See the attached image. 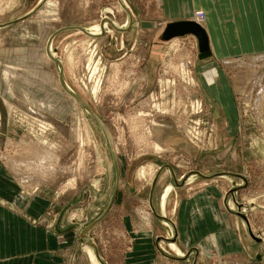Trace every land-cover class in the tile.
Returning <instances> with one entry per match:
<instances>
[{"label":"rangeland","instance_id":"rangeland-1","mask_svg":"<svg viewBox=\"0 0 264 264\" xmlns=\"http://www.w3.org/2000/svg\"><path fill=\"white\" fill-rule=\"evenodd\" d=\"M41 1L17 0L15 5L7 8L10 1L0 0V25L9 24L0 29V167L4 170V177L17 187L18 194L24 198L26 204L33 203L38 196L50 202V207L43 214V221H46L51 230L56 228L62 214L59 228H64L67 224L70 227L69 234L73 235L72 240L68 241L67 264H95L86 253L83 242H80V235L84 234L86 227H90L87 234L90 242L106 264H127V251L133 248L135 242L129 237V241H126L123 219L129 218L131 221L134 216L133 222L136 223L138 217L135 210L141 206L139 200L146 199L148 190L152 188V184L146 182V179L137 176L139 167L145 165H152L155 168L171 166L178 176L177 179L196 172L202 175H215L214 179H218L223 173L234 174L230 177L244 185L237 190L241 191L236 195L241 207L243 205L248 207L250 200L260 205L254 212L247 208V216L255 236L264 240V103L259 104L261 107L257 104V96L264 89V55L263 61L261 60L254 68L255 78L252 79L250 76V80L248 77L245 78L248 83L245 80L247 86H244L242 94L237 91L240 90L239 80L233 78L236 74L232 76L233 73L230 75L228 71L223 70L232 93L231 123L224 109L201 84L197 70L200 67L196 63L195 67L193 66L194 59L200 64L220 67L222 54L220 51H216L218 52L216 55L212 53L215 63L212 61V54L200 60L197 57L198 44L195 51L187 45L191 37L195 39L192 35L163 40L162 34L166 26L176 20H166L164 7H161L163 0H126L127 2L121 0L122 3L114 0L124 14L118 13L109 2L111 0H52L56 6L55 16L40 14L49 1L44 0L35 14L12 24L26 17ZM244 1L243 8L237 10V7L235 9L233 6L231 10L235 31L233 33V29H227L229 41L233 44L230 50H238L239 53L234 56H240L243 46H251L257 48L255 52L264 54V0H256L257 3L254 0V6L252 3L248 4L250 0ZM129 11L132 15V25L122 33L119 30L128 27ZM259 19L263 21L261 28ZM104 22L112 25L105 23L106 31L100 36V25ZM189 22H192V19ZM89 31L99 36H87L86 32ZM51 40V49L53 48L62 66L50 60L46 53V47ZM90 40L92 45L95 43L99 45L98 53L104 64L119 66L121 71L116 74L114 81L109 79L111 70L99 69L91 78L89 70L86 71L87 76L80 71L76 73L66 62L68 51L75 49L83 41ZM195 40L197 42V39ZM174 43H182L186 46L184 47L186 52L174 54ZM138 51L142 54L138 55ZM92 52L91 48L84 52L78 63L87 66L89 59L95 55ZM244 53L258 54L254 52L252 54L251 51ZM5 67L15 70L38 68V71H45L48 76L43 82L34 80L32 84H28L15 74L10 75L7 79L12 81L14 78L15 81L9 89L8 80L4 77ZM59 67L63 68V82L75 93L72 95L78 102L64 91L59 81L61 75ZM256 75L263 78L257 86ZM82 76L87 77L89 85L98 82L100 90L96 93V104L81 87L79 78ZM28 80L31 81L32 78ZM163 82H167L168 91L161 89L160 84ZM247 95L249 99L245 101ZM193 96H199L201 101L197 102L196 99L191 101ZM32 100L33 103L46 102L50 110L40 112L36 108V102L33 104ZM174 101L177 102V106H174ZM74 102L77 107L74 106ZM178 104L183 105V110ZM139 114L145 116L143 124L146 128L151 126V119H155L172 124L173 129L169 131L170 138L165 142L166 152L162 155L146 153L128 162L122 152L118 151L119 155L115 150L113 152L114 145L111 143L112 149L106 131L101 129L98 123H103L110 134L109 128L117 115V119L121 117L120 121L124 122L120 123V126L127 131L126 120L122 117H134ZM260 116L263 118L261 124ZM84 122H87L91 129L85 132L82 141H77L74 137L76 125ZM181 127L188 131L191 140L185 139ZM228 129H232L230 135ZM199 131L205 133L196 141ZM42 143L51 145L53 149L56 147L54 151L57 157H54L56 160L53 159L52 165L55 166L56 172L50 171L42 181L33 183L29 178L33 180L36 177L29 174L27 166L33 164L32 150L36 145L43 146ZM167 148L173 149V152ZM79 150H82L89 160L84 163L85 167L81 165L75 175L69 176L68 171L77 168L75 154ZM97 153L99 156L95 161ZM85 168L91 171L88 179L76 176L80 169L82 171ZM122 175H125L126 185L120 189ZM240 176H243L247 183H242ZM164 177L168 178L161 175L159 191L168 183L167 179L162 181ZM91 179L99 182L98 187L93 186ZM203 180H197L193 187L194 191L207 184ZM227 187L230 191V181L223 186L225 189ZM120 190L122 195L117 203ZM172 198L176 200L174 195ZM112 200L117 205H113ZM171 207L168 205L166 209V214L170 218L174 216ZM18 213H21V210H18ZM156 214L159 212L156 211ZM154 218L157 219L155 216ZM155 231L157 235L165 234L162 228ZM209 241L214 244L212 238H209ZM253 242L256 244L255 247L260 249L256 254L261 257H251L245 262L242 257L216 256L211 259V264H264V241ZM165 249L169 254H174L167 247ZM174 252L183 256L177 248ZM197 252L199 255V249ZM158 262L160 260H156V263L154 261L155 264ZM166 262L191 264L190 261H176L171 258Z\"/></svg>","mask_w":264,"mask_h":264},{"label":"crops","instance_id":"crops-1","mask_svg":"<svg viewBox=\"0 0 264 264\" xmlns=\"http://www.w3.org/2000/svg\"><path fill=\"white\" fill-rule=\"evenodd\" d=\"M253 1L250 0L248 4L252 3L254 6V2L257 3V1ZM236 2L237 4H235ZM236 2L234 0H214L216 6L214 9L213 0H163L161 7H164L166 20L176 19L173 22H189L192 19L191 11L193 9L204 11L207 22L203 30L208 40L210 55L212 50L216 52L217 49L219 51L221 49L225 56L239 53L238 50H230L233 48V44L229 41V31H227V29H233V33L235 31L231 15L233 6L239 10L245 5L244 0H236ZM262 25L263 21L259 19V27L261 28ZM236 26L239 25L236 24ZM242 49L243 54H245L244 51L259 53L255 52L257 48L251 46H243ZM211 56L215 63L214 55ZM231 131L232 129H228L229 135ZM165 175L169 179L164 177L162 181L167 179L168 183L164 184L159 191L161 183V179H159L160 183L158 181L155 190L152 191L150 188L147 192L148 196L142 200L149 199L151 203L153 201L154 208L159 212V215L164 214L172 222L174 232L170 226L157 218L150 235H139L133 232L135 230L133 219L130 221L129 218H124L126 241L129 237L132 239L131 241L135 242L133 248L127 251V264H155L159 257L167 261L159 253L158 246L165 252H167L165 249L167 247L174 253L173 255H176L170 246L159 242L163 238H170L172 233L173 241H176L175 247L183 255L192 249L201 248L202 254L190 256L188 261L191 264H195V260H199V264H211V259L216 256L242 257L245 262L251 257H261L256 254L260 249L255 247L256 244L248 237L242 220L235 215L226 213L223 209V195L229 191V187L225 189L223 186L228 180L220 177H218L220 180L204 179L203 182L207 184L198 191L193 189L198 179L191 180L184 187H176L166 195L170 177L167 173H163V176ZM122 177L126 180L125 175ZM176 177L178 178L177 175ZM216 180L217 184H215ZM220 183L223 186L219 185ZM125 185L126 182L120 189H123ZM121 195L120 190L117 203L120 201ZM172 195L176 197V200L172 198ZM168 205L172 206L174 213L171 218L166 214ZM49 207L50 202L39 196L33 203L26 204L24 198L18 194L17 187L4 177V170L0 167V264H67L68 241L72 240L73 235L69 234L70 227L67 224L64 228H59L62 214L60 215L61 219L56 223V228L54 230L49 228L46 221H43V214ZM18 210H21V213H18ZM36 220L40 222L35 223ZM157 228L164 229L165 234H155ZM209 238L214 239V244L209 241ZM82 239L81 234L80 242ZM185 245H187L186 248Z\"/></svg>","mask_w":264,"mask_h":264},{"label":"bare ground","instance_id":"bare-ground-1","mask_svg":"<svg viewBox=\"0 0 264 264\" xmlns=\"http://www.w3.org/2000/svg\"><path fill=\"white\" fill-rule=\"evenodd\" d=\"M9 1H10V3H9L10 6L8 4L7 8L8 7H12L17 2V0H9ZM119 1L122 3L121 0H119ZM43 2H44V0H42L37 5V7L34 10L29 12L28 15L35 14L37 12V10L39 9V7H41ZM109 2H111V4L116 8L118 13L124 14L118 8V6H117V4H116V2L114 0H111ZM235 4H237V2ZM215 7L216 6H215L214 0H213V8L216 9ZM127 13H128V17H127L128 18V27L125 30H119V31H122V33L125 32L126 30H128L130 28V26L132 25V15H131L130 11L127 12ZM40 14L55 16L56 15L55 3L52 0H49L44 5V7L41 10ZM191 18H192V22L196 23L202 29L206 27V22H207L206 19H207V17H206V13L204 11L194 10L193 9L191 11ZM105 23L106 24L108 23V24L112 25V23H109V22H104L103 24H101L100 25V36H102L105 33V31H106V29L104 28V24ZM1 26L2 25H0V29L2 28ZM114 29H116V28L114 27ZM86 34H87V36H90V37H98L99 36V35H96V34H92V32H90V31L86 32ZM187 35H191V34H187ZM195 39H196V37H195ZM195 39L193 37H191V40L189 41V43L187 42V45H190L194 49V51L197 50V44H198ZM84 41L79 46L75 47V49L70 50V51L67 52L66 62L76 71V73L78 71H80L83 75L87 76L86 71L89 70L91 78H93L95 76L96 71H98L99 69H101L102 71H107V70L110 71L111 70L112 72L110 74V78L109 79L110 80L113 79V81H114V79L116 78V74L119 71H121L119 69V66H117L116 64H109V65L108 64L107 65L104 64L102 62L100 56H99V53H98V46L99 45L96 44V43L94 45H92L90 43L91 40L90 41H86V42H84ZM51 46H52V40L48 42V45L46 47V53H47L48 57L50 58V60H54L58 64L59 63L61 64V61L58 60V58L56 57L55 52L53 51V48L51 49ZM184 47H186V46H184L182 43H174V46H173L174 54L175 53H185L186 51L184 50ZM90 48L93 51L92 53H94L95 55H93L92 59H89V62L87 63V66L84 65V64H82V66H81V63H78V60L81 61L82 54H84V52L88 51ZM217 51L219 52V49H217ZM220 51H222V50L220 49ZM137 53H138V55L142 54L141 51H138ZM212 53L214 55H216L215 51H213ZM220 54H222L221 55L222 62H221V66L220 67H215V65H213V64H200V62H198V60L195 61L194 59H193V66H194V63H196V65L200 67L197 70H198L199 75H200L199 77H200V80H201V84L203 85L204 88H206V90L212 96V98L215 101L218 102L220 107H222L224 109V111H225V113L227 115V119H229V122L232 123V121H230L231 120L230 119L231 118V114L233 113L232 93L230 91V87L228 85V82H227V80L225 79V77L223 75V70L228 71V74H230V75H232V73H233L232 76H234V73L236 74V76L233 77V78H235V80H239L240 90H237V91H239V93L242 94L244 92L243 91L244 90V86L246 85L245 84V80L247 81V79H245V78L246 77L249 78V76L252 79L255 78L254 68H256V64L258 65V63L262 60L264 54L263 53H258V54H253V55L240 54V56H234V55H225V56H223V54H224L223 51ZM78 55H79V57H78ZM197 57L199 58V56H197ZM60 66H62V64ZM85 68H87V69L85 70ZM59 71L61 73V75H59V81L62 84V86L64 88V91L69 96H71L73 99H75L76 102H78L77 99L72 95V94L75 95V93H73L62 80L63 68L59 67ZM175 71L179 72L178 69H175ZM14 74L16 76H18V78H23L24 82H26L28 84H32V81H34V80H35V82L36 81L38 82L40 80L43 82L44 78L48 76V74L45 71H38V68H36V69L27 68V69H18V70H15V69H13L11 67H5L4 68V77L6 79L9 78L10 75L13 76ZM260 75L262 76V74H260ZM86 76H82L81 78H79V82H80L81 87L83 88V90L88 94V96L91 98V100L95 103V100H97L96 93H97V91L100 90V86H99L98 82L95 85H89L87 83V81H86L87 80ZM263 77H264V75H263ZM28 78H32V80L30 81V80H28ZM250 78L248 80H250ZM256 78H258L256 80L257 82L255 83V85L257 86V84H260L259 83L260 79H263V78L259 77V76H257ZM7 80H8L7 86L9 87V89H11L15 80H14V78H13L12 81L9 80V79H7ZM246 83H248V81ZM160 85L162 86L161 87L162 90L164 89V91H168L167 82H163ZM263 90L264 89H262V91H260V93L257 96V104H258L259 107H261L259 104L264 103V91ZM248 95H247V97L245 96V98H244L245 101H247L249 99ZM27 96H29V95H27ZM27 98L30 99L29 97H27ZM199 98H200L199 96H193V97H191V101H193L192 99H196L197 102H199V101H201V100H199ZM33 101L34 100H32V103H33ZM180 105L178 104V106H180ZM74 106L77 107L78 105L74 102ZM174 106H177V102L176 101H174ZM182 106L183 105L180 106V109L183 110ZM152 107H154V106H152ZM36 108H37V110H39L42 113L46 109L50 110L49 104L47 105L46 102H42V101L36 102ZM86 112L89 113L88 110ZM156 114H159V113L156 112ZM160 114H163V113H160ZM115 117H116V119H115L114 123L111 124V127L109 128L110 129V134H108V132H107V130H106V128H105L103 123H100V124L98 123V125L100 126L101 129L106 131L107 140L109 141V144H110L112 149H113V147H112L111 143L114 145L115 149H113V152L115 150L117 155H119V152H122L126 156L127 161L129 162V161H131L130 159L142 157L146 153H152L154 155H156V154L162 155L163 152H166L165 145H167V144H165V142L170 138V132L169 131H171L173 129L172 124H166L164 121H156L155 119H151L152 120L151 121V126L146 128L145 125L143 124L145 116L139 114V115H135L134 117H126V118L122 117L123 120H126L125 123L128 126L127 127L128 129L126 131L125 129L122 128V126H120V123H124V122L120 121L121 117L120 118L118 117V119H117V115H115ZM177 122H179V121H177ZM262 122H263V118H262V116H260L259 117V123L261 124ZM174 123H175V121H174ZM179 127H180V124H179ZM90 129L91 128L89 127L87 122H84V123H82L80 125L77 124L76 125V131L74 132L75 140L82 141V138H83L84 134H86L85 132H88ZM180 129L184 131V129L182 127ZM158 131H160L161 133H159ZM187 132L188 131H184L185 139L191 140L190 138H192V137H190L188 135L189 133H187ZM204 133H205V131L204 132L203 131H199V134L196 135V139L195 140L198 141V139L201 136V134H204ZM42 145L43 146H38V145L35 146L34 145L35 147L32 150V153L30 152L32 154V156H33V159L31 160L33 162V164H30L27 167H28V170H29V174L34 175L36 177V179H33V180L29 178V181H31L33 183L42 181L43 178H46V176H48L47 174L50 171H52L53 173L56 172V170L54 169L55 166L54 167L52 166L53 162H54L53 159L56 160V158H54V157H57V156H55L56 152L54 151V149L56 147L53 149L51 145H48V144H45V143H42ZM127 146H129V147H127ZM168 149L169 148H167V150ZM169 151L173 152V149H169ZM90 153H93V151H90ZM75 155H76L75 160H77L76 161L77 162V168L74 167V168H72V170H69L68 173H67L69 176L75 175L77 173V169L79 170V167H81V165H83L85 167L84 163H86V161L89 160L88 156L85 155V153L82 150H79ZM98 156H99V153L96 154V158H94L95 161L98 160L97 159ZM114 157H116L115 153H114ZM115 160H116V158H115ZM72 161H74V160H72ZM55 163H56V161H55ZM139 168L140 169L138 171L136 170L137 171V176L142 178V179L143 178L146 179V182L148 181L149 184H152V182L154 181L153 178L156 175L155 178L157 177V182H156V185H157V183H158V181L160 179V176L164 172H166L168 174V176L170 177V182L168 184V188L166 189V195L169 194L171 190H174L177 187L176 184L174 183V179L172 177V174H171L170 170L166 166H164L163 168H155L152 165H145V166H141ZM172 171H173V175H174V178L176 180V183L178 185H182V187H184L191 180H196V179H199V180H202V179L210 180V179H212L215 176V175L214 176L213 175H202L201 173H199L200 175L203 176V178H202L201 176H199L196 173H194V174H187V175L183 176L182 178L177 179L175 171L173 170V168H172ZM79 173L76 176H80V177L82 176V177H86L85 179H88V177L91 174V171L88 170L87 168H85V169H82V171L80 169ZM133 175H134V173H133ZM233 175L234 174L223 173V174L219 175L218 177L225 178L226 180L230 181L231 182V188L230 189H234V188L241 189V188H243V186H244L243 184H240L239 182L234 181V179L230 177V176H233ZM138 177H137V179H138ZM240 177L242 179V180H240L242 183H247L246 179L243 176H240ZM119 179H120V174L118 175L117 185L119 183ZM47 180L48 179H46V181ZM125 182H126V180L124 178H122L120 180V187L119 188H121L125 184ZM91 183L93 184L94 187H98V184H99L98 181H95V180L91 179ZM156 185H155V188H156ZM240 191L241 190H239L238 192L234 193L233 195H229L227 198L225 197L226 196V194H225L224 198H223V205L222 206H224V209L226 210L227 213H229L231 215H235V216H236V214L241 213V214L245 215L247 220H248L247 208H249L251 211L254 212L255 210L258 209V207H260V205L256 201L250 200L248 202V204H249L248 207H245L243 205L241 207V210H238L237 205L241 206V204L238 203V201L236 200V195ZM33 193H35V192H33ZM244 200H245V198H244ZM111 203L114 205V201L111 202ZM140 203H141L140 204L141 206H139L135 210V215L138 217V220L136 221V223H134L135 230L133 232H135L136 234H139V235L148 236V235H150L152 233L153 225L155 223L154 222L155 218H154V213H153V210H155V208H154V205H153V201L151 203L149 201V199L148 200H140ZM111 209H112V207L107 212L109 213V211ZM155 213H156V210H155ZM159 216L164 218V219H160L161 222L166 224V225H168V226H170V228L173 231L174 227L172 226V222L170 220H168L164 216V214H161ZM133 217H132V219H133ZM236 217H238V216H236ZM242 225H243L248 237L251 240H252V237L250 236V231H251V233L253 234L254 237L262 240V238H260L258 236H255L254 230H253L252 226H250L249 221H248V226H247L246 222H244L242 220ZM101 228H103V226ZM89 229H90V227H86L85 231H84V234H83L82 242H83L84 249H85L86 253L88 255H90V258L92 259V261L95 264H106V262L102 258H100L98 256L97 252L95 251L93 243H91L90 239L88 238L87 234L89 232ZM100 230H102V229H100ZM94 235H96V234H94ZM100 235L101 234L99 232L98 236H100ZM176 236H177V234H176ZM176 239H177V237H176ZM100 240H102V239H100ZM103 240H104V238H103ZM212 240L214 241V239H212ZM252 241H254V240H252ZM263 241L264 240H262V242ZM159 242H163L164 244H167L168 246H170V248L173 251H175L176 241L175 242L173 241V233H172V236L170 238H163ZM184 247L186 248L187 245H185ZM158 251L164 258H166V259H168V258L176 259V261H178V260L188 261L190 259L191 255L194 256L195 254H197V256H198L197 249H192V250L189 251V253L187 252L183 256H180L178 253H176V255H171L169 253H166L159 246H158ZM200 254H202L201 248L199 249V255ZM159 260H160V262L162 264L163 263L168 264L162 258L159 259ZM160 262H158V263H160ZM195 263H196V260H195ZM199 263L200 262L198 260L197 264H199Z\"/></svg>","mask_w":264,"mask_h":264},{"label":"water","instance_id":"water-1","mask_svg":"<svg viewBox=\"0 0 264 264\" xmlns=\"http://www.w3.org/2000/svg\"><path fill=\"white\" fill-rule=\"evenodd\" d=\"M29 16H31V15L23 17V18L17 20L16 22H13L12 24L18 23V22L26 19ZM7 25H9V24L2 25L1 27H5ZM187 34H191V35L195 36L196 39H197L198 50H199V55H198L199 59H206L207 57H210V51H209V47H208V40H207L206 34H205L204 30L200 26H198L196 23H194V22H173V23L168 24L166 26L163 34H162V39L167 41V40H170L172 38L182 37V36L187 35ZM166 167L170 170V172L172 174V177L174 179V183L176 184V186L177 187H182V185H178L176 183V180H175L174 175H173L172 168L170 166H166ZM196 174L203 178V176L200 175L198 172H196ZM156 182H157V177L152 182V191L155 188ZM237 190H238V188L231 189L226 194L225 197L227 198L229 195H233L234 193L237 192ZM237 207H238V210H241V206L237 205ZM153 213H154V216L156 218L164 219V218L160 217L158 214H156L154 210H153ZM236 216H238L244 222H246V224L248 226V220H247L245 215L239 213V214H236ZM250 236L252 237V240H254L255 242H257V243L262 242L261 239H258L256 237H254L253 234L251 233V231H250ZM82 237H83V235H82ZM173 260H176V259H173Z\"/></svg>","mask_w":264,"mask_h":264}]
</instances>
